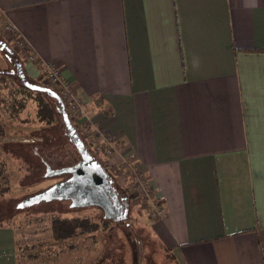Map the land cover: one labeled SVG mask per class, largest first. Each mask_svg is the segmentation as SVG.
Returning <instances> with one entry per match:
<instances>
[{
    "label": "crops",
    "instance_id": "1",
    "mask_svg": "<svg viewBox=\"0 0 264 264\" xmlns=\"http://www.w3.org/2000/svg\"><path fill=\"white\" fill-rule=\"evenodd\" d=\"M0 22L140 174L176 264H264V0H0ZM0 264H19L7 225Z\"/></svg>",
    "mask_w": 264,
    "mask_h": 264
},
{
    "label": "rangeland",
    "instance_id": "2",
    "mask_svg": "<svg viewBox=\"0 0 264 264\" xmlns=\"http://www.w3.org/2000/svg\"><path fill=\"white\" fill-rule=\"evenodd\" d=\"M4 26L0 22V72L12 76H0V100L10 99V86L21 85L19 76L26 65L24 55L4 34ZM28 79L31 84L46 86L44 78ZM47 101L57 107L56 102ZM37 112V103L29 98L26 109L14 121L6 104H0V188L9 189L5 194L0 192V225L16 231L19 264H176L155 234L159 207L140 174L128 167L108 166L87 141L88 153L113 182L126 220L108 218L99 207H74L70 200L43 201L21 208L25 199L67 178L65 174L48 176L49 171L75 166L82 157L62 117L58 115L54 124L47 125L39 122ZM55 218H88L94 229L85 233L79 230L77 236L68 240H56L50 228Z\"/></svg>",
    "mask_w": 264,
    "mask_h": 264
},
{
    "label": "water",
    "instance_id": "3",
    "mask_svg": "<svg viewBox=\"0 0 264 264\" xmlns=\"http://www.w3.org/2000/svg\"><path fill=\"white\" fill-rule=\"evenodd\" d=\"M20 77L23 83L29 89L36 92L49 94L51 98L55 99L58 102L61 107V113L64 123L66 125L67 130L69 131L70 139L75 143L82 156V161L74 167L62 169L60 171L48 172V176L58 174H72V179L67 182L59 183L44 192H41L33 197L25 199L20 205L21 208L37 205L43 201L53 200H70L72 202V206L74 207L94 206L96 203H104L106 197L103 200L104 194L102 188H107L109 185L108 174L106 173L104 167L98 161L94 160L93 157L86 150L85 144L82 142L76 130L72 126L71 120L67 113L66 105L62 97L50 88L29 83L26 80V77L23 72H21ZM87 193H91L94 196L93 201H91V203H86V201L81 204H78L74 200V196L82 194L84 195ZM118 200V196L114 192L113 202L117 204ZM104 204L108 209H110L111 204ZM126 218L127 215L125 212V214L117 218L116 221H124L126 220Z\"/></svg>",
    "mask_w": 264,
    "mask_h": 264
},
{
    "label": "trees",
    "instance_id": "4",
    "mask_svg": "<svg viewBox=\"0 0 264 264\" xmlns=\"http://www.w3.org/2000/svg\"><path fill=\"white\" fill-rule=\"evenodd\" d=\"M24 75H25L27 81L31 83V81L28 79L25 72H24ZM0 76H2L3 78H6L7 76H12V74L0 72ZM19 78L21 79L20 76H19ZM3 82L5 83L6 86H9V84H10V83L9 84L6 83L7 81H3ZM39 86H43V84L42 85L40 84ZM43 87L50 88L59 94V92L52 87H48V86H43ZM10 88H11L10 92H9V98L10 99H5V98L1 99L0 104H6V106L10 110V118L12 120L16 121L20 118V114L26 109L27 101L29 100V98H31L32 100H35V102L38 105L37 117H38L39 122L45 123L47 125H52L56 122V118L58 115L62 117L60 105L58 104V102L55 99L51 98V96L49 94L33 91V90L29 89L23 83V81L21 82L20 86H16L15 84H13L12 86H10ZM17 95L18 96L21 95L22 98L18 99ZM47 99H51L52 101L56 102L57 107L52 106L49 103V101H47ZM62 99L64 100V103H65L66 109H67V113H68L67 101L64 97H62ZM68 116H69V113H68ZM62 119H63V117H62ZM70 120H71L72 126L76 130V132H77L78 136L80 137V139L82 140V142L85 144V147L87 150L88 146H87L85 138L83 137L82 130H81L80 126L77 124V122L75 120H73L71 118H70ZM2 134H3V131L0 130V137ZM8 191H9V189H7V188L6 189L0 188V192L2 194L7 193ZM108 218H110V217H108ZM50 228H51L52 235L56 240H68V239H71V238L77 236L79 230H82L81 232L85 233V232H91L92 229H94V227L91 225L90 220L88 218H85V219H79V218L59 219V218H55L52 220Z\"/></svg>",
    "mask_w": 264,
    "mask_h": 264
},
{
    "label": "built area",
    "instance_id": "5",
    "mask_svg": "<svg viewBox=\"0 0 264 264\" xmlns=\"http://www.w3.org/2000/svg\"><path fill=\"white\" fill-rule=\"evenodd\" d=\"M4 34L28 61L34 62V54H32L22 41L18 39L17 30L14 25L5 24ZM43 78L46 86L54 88L62 97L66 99L69 117L75 120L82 128L83 137L93 151L97 155H103L106 157L113 156L117 151V146L114 140L103 129L97 128L91 123V120L88 117L87 109L72 89L70 83L63 78L60 68L56 65H47ZM125 166L133 173H137V170L133 167V165L126 163ZM135 177L138 181L139 179L137 178V175ZM164 214L163 210L158 209L155 216L162 218Z\"/></svg>",
    "mask_w": 264,
    "mask_h": 264
},
{
    "label": "flooded vegetation",
    "instance_id": "6",
    "mask_svg": "<svg viewBox=\"0 0 264 264\" xmlns=\"http://www.w3.org/2000/svg\"><path fill=\"white\" fill-rule=\"evenodd\" d=\"M81 161H82V157H81V160L76 165H78ZM72 167H74V166H72ZM65 175L67 176V178L64 182L69 181L73 177L72 174H65ZM108 182H109L108 187L102 188V190H103V194H104L103 200L105 199V197L107 199V200L105 199L106 201L104 200V203L111 204L110 209H108L104 203H101V204L96 203L94 206L101 208L105 212L106 216L113 218V219H117V218L123 216L126 211H125L124 206L122 205V202L120 201V199L118 200L117 204L113 202V195H114V192L116 193V189L113 186V182L110 179L109 175H108ZM93 198H94V196L91 193L74 196V200L78 204H81V203L86 202V201H87L86 203H91V201H93Z\"/></svg>",
    "mask_w": 264,
    "mask_h": 264
}]
</instances>
